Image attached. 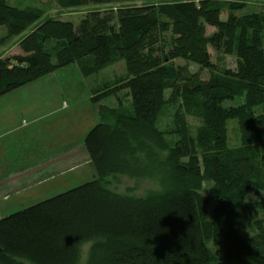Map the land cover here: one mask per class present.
<instances>
[{
  "label": "trees",
  "instance_id": "1",
  "mask_svg": "<svg viewBox=\"0 0 264 264\" xmlns=\"http://www.w3.org/2000/svg\"><path fill=\"white\" fill-rule=\"evenodd\" d=\"M52 1L72 8L137 0ZM222 1L119 5L89 10L74 23L40 20V9L0 0L6 31L0 44L35 24L19 39L17 53L0 57V97L70 64L84 77L120 61L126 68L123 78L91 89L100 120L83 145L93 178L0 218V264H76L88 241L87 264H223L211 246L233 264H264V224L252 218L254 209L264 210V9L237 15L233 9L244 2ZM224 4L230 10L222 20ZM161 15L169 21L161 23ZM207 25L214 27L209 34ZM168 29L172 48L160 58L155 34ZM208 47L219 53L215 61ZM225 55L235 56L234 68L224 64ZM176 58L186 63L176 65ZM188 63L199 69L192 72ZM205 69L209 74L202 77ZM120 89L130 108L105 109L102 100ZM166 89L171 101H182L175 112L181 138L173 145L170 131L157 125ZM186 113L201 120L195 136L183 135ZM230 119L240 136L232 147ZM116 174L156 175L161 190L113 192L102 180ZM204 182L211 184L207 196L201 195ZM252 189L263 193L260 203L247 202ZM205 200L214 201L209 218ZM249 221L259 230L257 239L238 232Z\"/></svg>",
  "mask_w": 264,
  "mask_h": 264
},
{
  "label": "rangeland",
  "instance_id": "2",
  "mask_svg": "<svg viewBox=\"0 0 264 264\" xmlns=\"http://www.w3.org/2000/svg\"><path fill=\"white\" fill-rule=\"evenodd\" d=\"M8 4L13 5L19 9H40L42 15L40 20L43 18H59L62 20H71L74 23H77L78 20L89 10L98 9L100 11L116 9L119 5L129 6V5H146L152 4L159 6L162 4H168L176 0H137L134 2H124L121 4L108 3V4H88L79 7L72 8H60L52 0H6ZM187 1V0H181ZM196 2L198 0H195ZM222 1V0H221ZM236 1V0H230ZM241 1V0H239ZM222 2H227L223 0ZM261 3V4H259ZM264 9V0H250V4L244 3V6L240 9H233L237 15L250 13L255 11H260ZM228 4L222 5V10L220 18L225 20L227 13L229 11ZM39 20V21H40ZM161 23L168 22L169 19L166 16H160ZM34 25L29 26L22 34L6 38L0 44V57H4L8 54L17 53L18 41L19 39L27 34ZM214 30L212 26H206V33L209 34ZM6 34L5 27H0V39ZM156 37L159 38L158 42L153 44L155 48L154 55L160 58L163 55L167 54L172 48L171 33L168 30H159L156 32ZM50 46L52 44H49ZM208 50L211 53V59L216 60V57L219 53H216L212 48L208 47ZM165 57V56H164ZM225 65L231 68H234L236 63V58L234 55H225ZM167 61L168 58L165 57ZM176 65H183L186 62L183 59L176 58L172 60ZM189 69L197 71L199 67L196 64L188 63ZM54 73L48 74L45 77L40 78V82L49 84V88H54L57 90L55 97L51 99V105L54 108H57L58 105L67 104L68 107L61 108V111L50 115L48 118L43 119L42 123H49L53 127V137L57 140L54 143L57 145V150L65 149L68 146H73L74 149L83 148V139L88 130L96 124L100 118L96 111V108L92 105L89 95L91 94V89L94 86L102 85L106 83H112L114 80L120 76L123 78L126 73L125 64L123 61L117 62L116 64L110 65L98 71L96 74H93L88 77H84L77 71V65L70 64L65 68L58 69ZM202 77H207L209 72L208 70L200 71ZM36 81V80H35ZM165 105L161 109V112L157 118V125L164 131H170L167 138L170 141V145H173L175 141H179L181 134L178 132V128L175 126L176 123V111L182 109L181 99H175L174 101L170 100V90H165ZM64 100V102L62 101ZM105 109L117 108L118 105L122 106L125 109L130 108V102L125 94V90L120 89L115 96H109L102 100L101 102ZM236 101H226L225 106L235 104ZM180 108V110H178ZM105 116L109 117V112L105 113ZM178 116V115H177ZM186 129L183 132V135L186 133L191 136L196 135V131L201 124V120L195 116H192L188 113L184 115ZM107 119V118H106ZM21 120V119H20ZM22 123V121H20ZM178 132V133H177ZM44 133V132H43ZM227 144L232 147L240 143V136L238 128L236 125L235 119H230L227 121ZM48 137V136H47ZM183 137V136H182ZM54 144V146H55ZM200 149H197L198 156L200 157ZM76 157V160L81 159V155L78 152L77 155H71L67 162H72ZM200 159V158H199ZM94 167L92 163L82 164L79 168L71 171L66 178L72 188L76 185H79L83 182L89 181L93 178ZM59 179V178H58ZM61 179V177H60ZM65 181V180H62ZM102 184L116 193L130 194L134 196H143L151 191L161 190V183L158 176L153 175L152 177H143V178H131L126 175H110L102 180ZM211 187L210 183L204 182L201 195L207 196L209 189ZM68 188V189H69ZM67 190V189H65ZM64 190V191H65ZM263 193L261 191L256 192L252 189L246 198L247 202L252 204H257L261 202V197ZM32 204V203H31ZM214 201L205 200L202 202L204 211L207 214V218L210 217L211 209L213 208ZM27 206V205H26ZM252 218L255 221H260L264 224V210L254 209L252 212ZM249 223V224H247ZM246 225L238 226V232L241 236L245 238H258L259 230L257 229L255 222L249 221ZM210 242V241H209ZM93 241L85 242L81 245L79 258L76 264H87V259L89 256L90 247ZM212 252L219 257L223 264H233L235 263L234 259H228L225 257L223 251L216 249L211 246ZM27 262V261H24Z\"/></svg>",
  "mask_w": 264,
  "mask_h": 264
},
{
  "label": "crops",
  "instance_id": "3",
  "mask_svg": "<svg viewBox=\"0 0 264 264\" xmlns=\"http://www.w3.org/2000/svg\"><path fill=\"white\" fill-rule=\"evenodd\" d=\"M39 80L0 97V218L68 189L73 184L64 178L91 163L84 147L57 150L53 127L42 120L68 105L54 108L57 90ZM78 152L80 160L67 162Z\"/></svg>",
  "mask_w": 264,
  "mask_h": 264
}]
</instances>
